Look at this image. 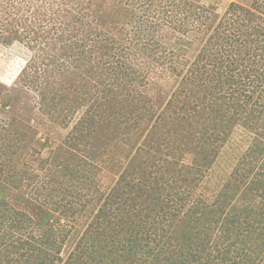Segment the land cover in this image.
Wrapping results in <instances>:
<instances>
[{
    "label": "rangeland",
    "instance_id": "rangeland-1",
    "mask_svg": "<svg viewBox=\"0 0 264 264\" xmlns=\"http://www.w3.org/2000/svg\"><path fill=\"white\" fill-rule=\"evenodd\" d=\"M82 1L85 5L95 0H0V31L4 32L0 35V130L9 133V139L0 142V152L4 154L0 160L4 162V156L10 155L11 166L16 163L17 168L28 171L27 174L19 171L22 179L15 184L0 181V225L3 224L0 232H5L1 237L17 245L12 253L10 246H2L0 264H5V257L13 258L11 264H23L26 258L32 261L34 258L27 250L33 247L37 254L38 249L48 252L55 264H154L160 260L156 257L160 253L176 264H205L199 256H208L209 252L214 257L211 264H243L247 256L256 257L260 237L247 243H226L224 221H218L221 215L206 211L201 216V212L205 204L218 201L228 182L236 180L241 188L227 203L226 211L231 214L245 208L241 190L247 182L258 180L257 192L263 191L260 184L264 183V174L259 172L264 169V165L260 166L264 152L249 153L264 149V34L257 38L260 46L251 41L248 43L251 47L245 46L244 40L253 38L252 25L264 26V0H188L179 6L182 10L176 9L180 11L177 15L169 5L172 0H121L135 11L132 21L123 22L125 30L121 32L118 27L122 24L114 16V7L120 0H105L102 4L98 0L96 10L91 13L87 9L91 14L85 16L88 24L94 23L82 26L85 34L88 28L89 41L85 46L91 44L93 48L84 54L89 68L71 74L73 68L65 67L64 75L60 68L61 85L51 82L54 91L63 88L69 96L66 103L71 110L67 121L60 123L54 117L57 112L52 116L44 111L47 105L38 104L45 82L33 78L30 64H39L47 52L66 56L58 42L62 38L53 36L54 31L49 32V28L58 23L65 26L66 22L70 29L76 23L80 27L77 17L70 15L73 9L76 15L81 11ZM240 7L254 13L252 22L242 17ZM183 12L191 14V19L183 21L188 24L185 31L180 25L179 29L171 28L176 16L183 20ZM215 26H220L226 39L233 38L236 47L221 46L223 69L220 63L216 68L211 64L203 74L197 68L198 55L206 53V40ZM157 29L161 30L157 33ZM17 31L27 38L15 40ZM136 33L140 37L135 38ZM116 38L119 42L113 47L120 44L123 49L107 50L106 46H111ZM232 58L241 64L233 73L238 75L237 81L243 80L242 76L252 66L260 67L248 82L236 86L237 94H251V104L235 118L231 117L234 108L226 106L234 99L236 84L224 83L225 75H219L221 70L227 72ZM100 59L105 62L99 63ZM25 67L29 68L24 71ZM217 76L221 77L220 82ZM254 87L256 91L251 93ZM50 90L52 87L47 83L46 91ZM223 92L232 100L219 98ZM212 97L218 98L222 107L215 120L210 123L203 112L197 115L192 111L186 121H180L184 113L182 103L203 98L212 102L215 99ZM100 98L103 106L95 104ZM169 99L175 104L173 109L166 110L169 118H158L166 113L163 110ZM106 100L109 103L105 104ZM4 101L9 102L5 108ZM149 101L154 102L152 117L142 113ZM74 105L78 108L72 112ZM91 108L90 125L93 124L83 131L82 139L74 142L72 136L78 120ZM215 122L220 137L207 144L212 154L208 165L199 152L204 148L203 132L216 128ZM74 143L76 147L71 146ZM191 166L195 169L189 172ZM2 173L0 170V180ZM132 187L134 190L129 192ZM135 191L140 198H132ZM131 200L137 202L131 205ZM132 207L134 211L147 213V223L153 225L156 234L160 232L157 235L160 242H151L150 251L135 252L118 242L130 236L121 221L131 217L127 209L131 212ZM100 208L107 214L99 217L96 231L85 234L90 236L91 246L88 250L80 245L77 248L78 240L89 222L97 218ZM193 216L199 220L196 222ZM14 219L17 227L6 231L5 227L9 228V221ZM198 243H204L206 248L201 253L189 248L194 244L197 247ZM224 245L233 251L231 259H221ZM263 253L255 264L264 262Z\"/></svg>",
    "mask_w": 264,
    "mask_h": 264
},
{
    "label": "trees",
    "instance_id": "trees-1",
    "mask_svg": "<svg viewBox=\"0 0 264 264\" xmlns=\"http://www.w3.org/2000/svg\"><path fill=\"white\" fill-rule=\"evenodd\" d=\"M172 1L169 3V5H171L173 11L176 12L175 15H177V13L180 12V11L176 10L177 8L179 10H182V7H179L182 3L189 2L188 0H179V1H182L181 3L176 2V0H172ZM98 2H99L98 0H95L92 4L91 3H85V5H84V1H82L79 4L81 6V9H80L81 11L77 15H76L77 11H75L73 9L70 16H73L74 19H75V17H77V22H78V24H80V27L77 26V23H76L75 26H73L72 29H70L69 26L67 25V22H66L65 26L62 23L61 24L58 23V24L54 25L53 28H49V32H51V30L54 31L53 36L62 38V40L60 39V41H58V42L61 43L60 44L61 50H63L64 53H67L66 56H64L63 53H60V54H58V57H57V53H55L54 51H52L51 54H49V52H47L48 55L42 56L43 59L41 58L42 59V61H41L42 65H44V66L40 65L41 62L39 64L38 63L34 64V62L30 64L31 68L33 70V78H35V80L36 79H42V82H45L44 84H42L41 89H40L41 96H40V100H39L38 104L41 107H43L44 104L47 105L48 108L46 110H44V108H42V109L47 113H51L52 116L55 115V112H57V114L54 117L60 123L67 121L66 116L68 115V113L71 110V109H69V107L67 106V103H66V99L69 96H68V93H66V91H64L63 88L62 89L60 88V89L54 91L53 90L54 86H52L51 82H57V84L61 85L62 80H61L60 75L58 74L60 68H62L60 73H62L63 75H64V72L65 73L67 72V71H63L64 70L63 68H65V67L73 68L70 71L71 74L76 73L77 70H81V69L87 70L89 68L86 64L89 61H86L85 55L87 54V52L89 50L92 51L93 48H92L91 44L86 45V46H88V48L85 46L86 41L87 40L89 41L88 32H87L88 28H86V34H85L82 26H84L85 23L88 26L91 25L92 23H94V22H92V23L90 22L88 24L87 21L85 20L86 19L85 16H88L86 14H91L96 10L95 5H98ZM102 2L104 3L105 0H101L100 4H102ZM116 5L117 6L114 7V9H115L114 11L116 12L115 13L116 15H114V16H115L116 21H118V22H120V24H122L121 27L120 26L118 27L119 28L118 31L121 32L122 29L125 30V28H124L125 24H123V22L126 20L132 21L135 11L132 8H131L132 10L127 8V5H123L121 0L116 2ZM234 6H235V4H232V7H234ZM237 7H239V6H237ZM87 9H90L91 13ZM240 9H241L242 14H244V16L242 15V17L247 19L248 20L247 22H252L254 20V18H253L254 13L250 9H246L244 7H240ZM68 13H69V11H67L66 16H68ZM189 13L190 12H187L184 14V12H183L184 18L181 21H180V18L176 16L173 20L174 26L173 27L171 26V28H178L179 27L178 25H180L179 28L182 29L183 31H185L184 26L187 27L188 24L186 22H183V21L185 18L191 19L190 18L191 14H189ZM72 14H75V15H72ZM131 18H132V20H131ZM126 23H128V22H126ZM4 29H8V28H4ZM160 30L157 29L156 32L158 33V31H160ZM33 31L35 32L37 30L33 29ZM3 33L4 32L2 29V31H0V35H3ZM19 33H20V31L16 32L15 38H14L15 40L22 41L24 38H27V36L22 37L21 35H19ZM221 33H222V31L220 30V26L219 27L215 26V28L213 29V32L211 33V35L206 40V46H207L206 53L200 52V54L198 55V60H197L198 66H197V68L203 74H205L206 67L211 66V64H213L214 68H216L220 63V68L223 69V61H224L223 59L224 58H223V54L221 51V49H222L221 46H223V48H224V47H227L226 44H228V46L231 47L232 49L234 47H236L234 44L233 38H227L226 39V36H224V35L222 36ZM251 34L253 35V38L249 37L246 39L247 41L244 40L245 41L244 45L251 47L250 44H248L251 41V42L257 43V45L260 46L261 41L257 38L261 37V35L264 34V26L262 28H259V27H257V25H252L251 26ZM8 37H10V36L8 35ZM8 37H6L5 39H7ZM138 37H140V34L135 35V38H138ZM151 37L153 38V36H151ZM119 38H121L123 40L122 37H119ZM35 39H36V36L33 37V40H35ZM118 42H119V40L116 38V41L113 42L111 46L107 45L106 49L110 50L112 52L114 50H117V49L118 50L123 49V45L121 46L120 44H119V46L116 45L115 47H113V45H115V43H118ZM158 44H159V46L162 45V44H160V42ZM116 47H118V48H116ZM216 47H218V48H216ZM212 49H214V50H212ZM85 50H88V51H85ZM215 51H218V52H215ZM119 52H120V50H119ZM231 52H232V50H231ZM107 53H109V52L107 51ZM209 55H211V58L208 57ZM88 56H89V54H88ZM61 57H69V59H66V60H69L67 62V64H64V62L66 60L64 58L61 59ZM45 58H49L52 62L49 60H45ZM263 58H264V53H262V59ZM104 62L101 59L99 60V63H104ZM258 63H260V61ZM238 66H241V64H239V63L237 64L236 60L234 58H232V60L228 62L227 72H226V70H221V72L219 73V75H221V76L225 75L226 79L224 80L225 81L224 83L229 82V84H232V85L236 84L235 88L233 90V93H232V98H234L233 100L225 92L221 93L220 97H219L223 100L224 99L227 100V98L229 100H232L231 101L232 103L229 104L228 106H226V108H234L233 113L231 114L232 118H235L237 114L248 110V105L251 104V99H250L251 94L250 95H247V94L243 95V92L237 94L238 91H237L236 86L241 85L242 82H248L251 75L257 73V71L260 68V67L252 66L253 68L249 69L248 71L246 70V72H245L246 74L244 76H242V77H244L243 80L237 81L236 79H237L238 75H235V74L233 75V73H234L235 69H237ZM26 67L24 68V71H26L29 68V67L28 68H26ZM55 67H58V70ZM241 71L243 73V71H245V70H241ZM23 73L25 74V72H23ZM53 73L55 75H53ZM247 77H248V79H245ZM216 79H218V82H220L219 79H221V77L217 76ZM47 83H49V85L52 87V90L46 91ZM242 91H244V90H242ZM253 91H256L255 87L252 89L251 93H253ZM73 92H75V91H73ZM64 93L67 94V97H65ZM229 94L231 95L230 92H229ZM241 96L244 98L242 99ZM212 98H215V97H212ZM100 100H102V98H100ZM100 100H97L96 101L97 103L95 102V104L103 106V100H102V102ZM204 100L205 99L203 98V99H200L199 101H193V102L187 101L185 103H182V106H180V107L184 113L182 115L179 114V115H181L180 118H182V120H180V121H186L189 118L188 116L191 115V114L189 115L188 113H191L192 111H195V113L197 115L199 114L200 111L203 112L205 114V117L209 118L208 121L210 123L213 120H215L217 118V115L220 114L221 109H222V107L219 104V99L215 98L214 100H212V102H210V100H207V102ZM84 101H85V98H84ZM173 101L174 100L169 99L167 101L166 107L163 111H166L168 109H173L175 107L174 106L175 104ZM8 103L9 102L4 101L2 104V107L3 108L7 107ZM107 103H109L108 100H106L105 104H107ZM147 103H150L151 105L148 107ZM147 103L145 104V106H144V102L142 103V106H144L142 113H143V115L151 114V117H152L154 115V113L152 111L153 110L152 106H154V102L149 101ZM105 104H104V106H105ZM79 105H80L79 108L74 105V108H72V112L75 111L74 109H76V108H78V110H79L83 105H85V103L79 104ZM177 105H179V104H177ZM92 108L89 110L90 114H88L89 111L88 112L84 111L82 113V116L78 120V124L75 127V131H76L75 136H72V138L74 137L73 138L74 142L82 139L83 131L84 130L86 131V128H89L93 124V123H91V125H90V121L92 120V117H93ZM255 109L258 110V107ZM261 109H259V111H261ZM252 111L253 112L251 113V116H254V110L252 109ZM263 111H264V107L262 109V112ZM167 112L168 111H166V113L163 112V115L159 114L158 118H161V119L169 118V116L166 115ZM203 115L201 114L202 117H203ZM245 118L247 119V117H245ZM229 120H231V119H229ZM248 120H249V116H248ZM214 126L216 128H214L213 130L208 131L206 133L203 132L202 136L205 137V135H206V138L201 137L205 140V142L202 144V146L204 148L200 150L199 154L202 155V158H204V160L206 161V163L208 165H210L212 162V154L208 152L207 144L208 143L211 144L213 142L211 139L215 138V140H217L220 137V135L218 134L217 122H215ZM8 131H10V130H8ZM12 131L15 135L16 133L14 132V130H12ZM211 133H216V134L212 135ZM23 135H24V132H23ZM69 138H71V137H69ZM5 139H9V133H7V132L2 133V131L0 130V142H3ZM71 146L76 147L77 145L74 143ZM263 152H264V149L263 150L258 149V150L252 151L249 154L250 155H255L257 153L263 154ZM215 154L216 153L213 154V157H215ZM249 154L246 153V156H248ZM1 155H4V154L2 152H0V156ZM9 156L10 155H8L6 157H9ZM1 157H0V159H1ZM6 157L4 156V162H2L0 160V170L3 172L0 181L6 183V180H7L11 184H15V182L20 181L19 179H22L21 173L19 171H22L26 174L28 173V171L25 168H22V170H20V168L16 167V163H13V165H15V167L11 166L10 161H13V158L9 157V158L5 159ZM245 163H246V161H245ZM262 165H264V162H262L260 166H262ZM197 167L200 168L199 165H197ZM197 167H196V169H197ZM194 169H195V166L189 167V172H191ZM252 170H253V168H252ZM259 173H261L263 175L264 169ZM4 176H5V178H4ZM241 176L242 175H240V177ZM259 181L261 183L262 179H260ZM257 182H258V180H252V181L247 182V183H246V181L244 182L246 184H245V187L241 190V192L243 193V196L245 197L244 201H246V205H245V208H242L240 211H235L234 214H231L229 210L226 211L227 210L226 209L227 203L232 198H234L235 192H240V189H241L239 186V183H237V181L235 180L234 183L228 182V184H226L224 186L223 191L221 192V194H219L218 199H216L218 201H215V203H212L211 205L205 204L203 206L204 208L201 212V216H203L206 213V211H210V213H212V214H220L221 215L220 218L218 219V221L219 220L224 221L222 223V225H224V228H223V231H225L224 242H226V243L233 245V243L239 244L240 241H241V243L242 242L247 243L248 240H252V241L257 240L258 241L260 238L262 239V242L261 243L259 242V244L257 245L259 248H255V251L257 253L256 257L252 256L253 254L250 257L247 256L244 259L243 264H255L256 259L260 256L261 253L264 252V225L262 224L264 221V183L260 184L261 187L263 188V191L259 194L257 191L260 189L258 188V186H256ZM133 190L134 189L132 187V188H130L129 192H131ZM135 192L136 193L134 194V196L132 198H134V197L140 198L141 196H140L139 192L138 191H135ZM259 197L261 198V200L258 202ZM135 202H137V200H131V205L135 204ZM213 204H214V206H213ZM216 204H217V206H216ZM127 206H128V208L131 207L129 205H127ZM132 208H133V211H131V212L129 209H127V212H129V215L131 217H128L127 219H124L123 221H121V224H122L124 230H126L128 228V230L130 232L129 233L130 236H128L127 238H125V237L122 238L123 241L118 239V242L120 244H123V245L126 244L125 246H128L129 249H131L132 251H135V252H138V250L150 251L151 250V242L153 243L155 240L159 241L157 238V235H160L159 234L160 232L158 233V231H157V234H156V230H155V228H153V225L151 223H147V221L145 220V217L148 216L147 213L144 214V212L142 210L134 211L135 208L134 207H132ZM192 212H194V210ZM106 214H107L106 212L103 214L102 208L99 209V211L97 213L98 216L96 215L97 218L95 220L93 219L92 221L89 222V224L86 227L83 235L78 240L76 247L78 245H80V246H83V248H85V249L87 248V250H88V248L91 246V243L89 244L90 241H88L90 236H85V234L90 235L91 233H93V231H96L99 227V224H100L99 217H101V215H106ZM18 215H20V214L18 213ZM188 216L190 217L192 215H188ZM201 216L199 215L198 217L201 218ZM198 217L195 218L193 216V220H196V222H197L199 220ZM211 217H213V216H211ZM47 220H49V219H47ZM9 222H10V226H9V228L5 227L6 231L11 230V229H15V227H17V225H18V223L15 219L12 221H9ZM255 224H257V226H255ZM0 226L2 229L3 224H1ZM209 231H210V228H208V232H207L208 234H209ZM203 232L206 233V228ZM4 233L0 232V250L2 249V246H7V247L13 246L12 248L9 247V249H10L9 252L12 253V251L17 248V245L12 243V241H10V240L9 241H6L7 239L3 240L4 237H1V235H4ZM194 235H196V234H194ZM242 237L244 239H241ZM31 245H33V244H31ZM93 245L94 244H92V247H93ZM204 247H205L204 243H198L197 247H195V244H194V245L190 246L189 248L191 250L198 249L199 253H201L202 251H204L206 249ZM38 248L39 247H37V249ZM95 248H96V246H95ZM31 249L32 250H27V251L31 252L30 255L34 259H32V261H31L28 258H26L25 260L22 261L23 264H55L54 260H53L54 258L51 259L48 252H43V250L38 249V254H37L35 247H33ZM93 249H94V247H93ZM198 250H196L195 253H197ZM87 252L89 253V251H87ZM218 252H219V250H218ZM231 252H233V251H231L226 245H224V251H223V254L221 256L222 257L221 259L222 260L231 259L232 258L231 254H230ZM23 253H25V252H23ZM217 255H218L217 257H220L221 252H220V254H217ZM156 257H157V259H160V260H156L154 264H176L171 258H168L166 256L162 257L161 253H160V256H156ZM213 258L214 257H212L211 252L208 253V256H204L203 254H200V256H199V259L203 260L202 262L205 264H211L214 261ZM5 259H7L5 264L7 262H10V264H11V261L13 258L8 259V257H5ZM18 261L13 262V263H18ZM232 261L234 263L236 262L234 259ZM262 264H264V262Z\"/></svg>",
    "mask_w": 264,
    "mask_h": 264
}]
</instances>
